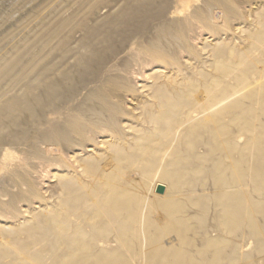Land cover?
Instances as JSON below:
<instances>
[{
    "label": "bare ground",
    "instance_id": "bare-ground-1",
    "mask_svg": "<svg viewBox=\"0 0 264 264\" xmlns=\"http://www.w3.org/2000/svg\"><path fill=\"white\" fill-rule=\"evenodd\" d=\"M23 1L27 5L30 0ZM59 1L43 0L35 22L17 27L23 33L17 42L15 36L3 37L11 45L6 58L0 57V177L16 178L28 187L23 185L26 190L11 199L2 195L9 202L0 205L15 211L21 198L38 201L20 207L22 218L16 215L14 220L19 224L7 226L0 220V234L9 238L0 243V264H264V8L253 29L244 31L247 51L228 42L222 31L219 37L212 34L213 43L206 41L198 52L200 38L188 34L192 23L197 20L213 32L226 30L238 13L232 0H204L183 20H175L182 7L198 0ZM9 2L11 14L0 16V29L21 6L18 0ZM151 16L163 21L145 46L135 33L145 36L139 22ZM78 31L80 37L75 36ZM55 53L79 54L71 62L74 72L64 80L50 79ZM186 54L209 59L187 72L188 63L181 61ZM146 71L150 82L144 80ZM90 76L114 78L132 97L131 105L143 100L147 127H138L130 139L124 129L133 127L120 121L125 109L116 105L118 99L95 105L88 109L92 123L110 129L118 142L103 140V152L92 146L75 153L66 169L53 165L56 173H51V163L47 168L32 165L44 153L35 139L27 142L21 127L24 114L43 117L45 107L59 99L72 108L90 92L85 85ZM51 114L35 132L46 142L69 144L66 127L83 135L89 124L80 114ZM108 159L111 168L104 166ZM128 167H136L139 181L125 178ZM160 184L166 187L162 195L156 193ZM49 191L46 203L44 193Z\"/></svg>",
    "mask_w": 264,
    "mask_h": 264
},
{
    "label": "rangeland",
    "instance_id": "rangeland-1",
    "mask_svg": "<svg viewBox=\"0 0 264 264\" xmlns=\"http://www.w3.org/2000/svg\"><path fill=\"white\" fill-rule=\"evenodd\" d=\"M10 0H0V16L2 15V14H11V12H10V10H11V6H10V2H9ZM19 2H21V6L19 7V9H18V11H16L15 12V14H13V16L11 17V19H10V21L9 22H7L5 25H3V27L0 29V57H2V58H4L5 57V55L7 54L6 53V51H7V49L9 48V46L11 45V43H8V42H6V39H4L5 37H7L8 35H10L11 37L12 36H15V38L16 39H14V41L15 42H17L18 40H20L21 39V37H22V35H23V33L22 34H19L20 32H19V30L17 29V27H19V25L21 24H27L29 21H34L35 22V17L37 16V13H38V11H40L43 7H44V5H43V0H39V1H34V0H30L29 2H26L27 3V5L26 4H24L25 2L23 1V0H18ZM54 0H50V3L51 2H53ZM55 1H59V0H55ZM60 1H64V0H60ZM59 1V2H60ZM122 1H124V4H126L127 3V0H121V3H122ZM235 1V2H234ZM244 1V2H243ZM252 0H232V2H233V4L234 5H236V7L238 8V15L239 16H237V14L235 15V16H233L230 20H229V25H227L228 27L226 28V30H222V29H220V30H215L214 32L213 31H210L208 28H206L205 26H203V24L202 23H200V22H197V20L196 21H194V23H192V25L193 26H191V28L193 29V31H191L192 29L191 28H189L190 29V31L188 32V34L190 35V36H192L193 38L194 37H198V38H200V40H199V42H198V44H197V50H198V52H201L202 51V49L201 48H203V44L207 41L208 43H213V40L215 39L213 36H212V34L213 35H217V37H219L220 35H223V32L222 31H224V33H225V31L227 32L226 34V36H222V37H224L228 42H230L231 44H233L236 48H238L239 49V47H240V50H242V51H247V49L249 48V42L245 39V37H246V33L244 32V31H246V30H248V29H250L251 27V29H253V27H254V23L256 24V21H258V19H259V15H260V13H262V9L264 8V4H262L261 5V3H264V0H253L252 2H251ZM255 1V2H254ZM110 2H111V0H110ZM245 3V5L244 4H240L239 5V3ZM42 3V4H41ZM64 3V2H63ZM203 3H204V0H198V1H192V4H191V7L190 8H185V7H182L184 10L183 11H181L177 16H176V19L175 20H183V19H185L188 15H189V13L191 12H193L194 11V9L195 8H198V7H201V6H203ZM252 5H251V4ZM65 4V3H64ZM174 5V4H173ZM172 5V6H173ZM243 5V6H242ZM257 5V6H256ZM105 5H103L102 7H101V9H103V7H104ZM251 6V7H250ZM240 7V8H239ZM246 7V8H245ZM250 7V8H249ZM257 7H258V10H257ZM68 8V10L71 8L70 6H68L67 7ZM67 8L65 9V10H67ZM242 8L244 9V10H242ZM260 8V9H259ZM240 9V10H239ZM247 9L249 10L248 12H247ZM250 9H252V10H250ZM246 10V11H245ZM253 10H255V11H253ZM261 10V11H260ZM217 11V12H216ZM240 11V12H239ZM244 11V13H242ZM256 11H258V12H256ZM215 12L217 13V15L218 14H221V12H222V10L221 9H216L215 10ZM246 12V13H245ZM242 13V14H241ZM251 13V14H250ZM248 14V15H247ZM253 14V15H252ZM243 16V18H242V16ZM252 15V16H251ZM219 16V15H218ZM221 16H222V14H221ZM241 16V17H240ZM254 16V17H253ZM245 17V18H244ZM153 18V19H152ZM242 18V19H241ZM246 18H248V20H249V22L247 21V19ZM251 20H250V19ZM258 18V19H257ZM156 19H159V20H157L156 22H155V20ZM253 19V20H252ZM3 20V19H2ZM163 21V19L161 18V16H155V17H149V18H147L146 20H143V22H139V23H141V24H143L145 27H144V33H146L145 34V36L144 37H142L141 36V34H137V33H135V37L136 38H139V40L141 41V43L143 44V45H145L146 46V44L151 40V39H155V37H156V35H157V31H156V28H157V26L159 25V24H161V22ZM235 20V21H234ZM219 23H220V25H222L223 24V22H221V20H217ZM252 21V22H251ZM158 22V23H157ZM157 24V25H156ZM249 24V25H248ZM252 24V25H251ZM148 25V26H147ZM199 25V26H198ZM250 26V27H249ZM196 27H198V28H196ZM200 27V28H199ZM240 27V28H239ZM249 27V28H248ZM237 28H239L238 30H237ZM154 29V30H153ZM17 30H18V33H17ZM203 33H202V32ZM217 31V32H216ZM234 32V33H233ZM242 32V33H241ZM6 34V35H5ZM81 31H78V32H76L75 33V36H77V37H80L81 36ZM200 34L202 35V37L200 36ZM243 34V35H242ZM140 35V36H139ZM200 36V37H199ZM4 37V38H3ZM211 37V38H210ZM214 38V39H213ZM241 38V39H240ZM213 39V40H212ZM231 39V40H230ZM240 39V40H239ZM10 40H12V38H9V41ZM230 40V41H229ZM234 41V42H233ZM243 42V43H242ZM246 42H248L247 43V45H244V44H246ZM240 43H242V44H240ZM238 47H237V46ZM247 46V47H246ZM252 52V51H251ZM257 53H259V52H256L255 54H257ZM55 54H56V56H55ZM55 54H53L52 55V57L50 58V79L51 80H54V79H56V81H60V80H64L63 79V76L65 75V74H67V73H70V74H72L73 72H74V67H70V66H72L71 64L72 63H74V61H75V58H76V56L77 55H79L78 53H70V54H67L65 57H63L62 56V53H55ZM60 54V55H59ZM185 56H187V57H185ZM184 56V58H182V60L181 61H183L182 63L183 64H186V63H188V69L186 68V70H187V72H189V71H194L195 69H198V67H201L202 66V64H201V62H205V61H208V59H209V57H207V55H203V56H201V57H197L196 55H192V54H189V55H185ZM206 57V58H205ZM6 58V57H5ZM188 58V59H187ZM200 58V59H199ZM205 60H204V59ZM74 59V60H73ZM192 59V60H191ZM61 61V62H60ZM70 61V62H69ZM186 61V62H185ZM72 62V63H71ZM200 64V65H199ZM189 65L191 66V67H189ZM52 66V67H51ZM63 66V67H62ZM67 66V67H66ZM192 67H193V69H192ZM63 68V69H62ZM139 69H140V66H139ZM142 69V68H141ZM57 70V71H56ZM73 70V71H72ZM54 71V72H53ZM61 71V72H60ZM142 71H144V69L142 70ZM56 72V73H55ZM66 72V73H65ZM53 73V74H52ZM148 73H150V72H148V71H146V76L148 77H146V79L144 78V80H146V81H149L150 82V78H149V74ZM166 73H167V75L168 76H170V77H175L177 74H176V72H168V71H166ZM191 73V72H190ZM60 74H62V75H60ZM148 74V75H147ZM171 74V75H170ZM54 75V76H53ZM57 78H56V77ZM36 77H34L33 78V80L35 79ZM37 78H38V76H37ZM61 78V79H60ZM178 79H181L182 77L181 76H179V77H177ZM58 79V80H57ZM89 79V80H88ZM87 81H85V85L87 86L88 85V88L90 89V92H87L82 98H80L79 100H77L76 101V104H75V106H73L72 108H70V109H68L67 107L70 105L69 103H67V101L66 100H61V99H59V100H57L56 102H55V104L56 105H54V103L53 104H51L50 103V105L51 106H46L45 107V110H44V114L42 115L43 117H32V116H29L27 113H25L24 115H26V116H23V119H22V129H25L26 131H27V142H30V141H28V140H31V141H33L34 139H35V141L36 142H38L40 145H41V151H42V153H44L43 154V156L41 155L40 156V159L38 158V159H36L35 160V162H37L36 164H32V165H41L43 168L45 167V168H47V166H49L50 165V163H51V165H50V170H51V173H56L57 172V170L56 169H66V167L68 166V164H70L71 162H73V161H75L74 159H75V153L78 155L79 153H81L82 151H85V150H87L88 149V147H92V146H96L97 147V151L98 152H103V151H105V149L106 148H104V146L106 147V145H105V141H112V142H118V141H116V140H118L119 139V137L117 138V139H113L111 136V134H113L112 133V131L110 130V129H108L107 127H105L104 126V128H102L103 126H101V125H95V124H93L92 122L94 121L93 119L94 118H92L93 116H91V114H89L88 113V109L90 108V107H94L95 105L96 106H99V105H101V104H103V103H106L107 102V104H115V99H118L117 101H116V103H118V102H120V103H118V104H116V105H118V106H120L121 107V109L122 108H124L125 109V113L123 114V116H122V114H121V116H120V121L123 123V125L125 124H127L128 125V123H130V125H128V126H131L132 125V127L133 128H125L124 130H126V132H129V133H127V135L129 136V138L131 139V137H133V135L135 136V133L137 134V131L138 130H142V128L144 127V129L147 127V125H146V122H145V116H144V114H143V103H145V102H143L142 103V101H140V103L138 104V105H131V103L129 102V101H131V99H132V97L130 98V96H127L126 95V93H125V90H122V88H118L119 87V85L117 84V81L116 80H114V78H111V77H94L93 78V76H90V77H88L87 79H86ZM55 81V80H54ZM90 81V82H89ZM107 81V82H106ZM110 81V82H109ZM113 81V82H112ZM65 82H66V84H70L71 83V80L70 79H65ZM104 82V83H103ZM110 85H109V84ZM145 83V82H144ZM98 84V85H97ZM100 84V85H99ZM105 84H107V85H105ZM112 84V85H111ZM104 85V86H103ZM117 86V87H113V86ZM93 86V87H92ZM109 86V87H108ZM113 87L112 89L114 90V91H116V92H119V90H120V92L119 93H121V94H119V93H116L115 92V95H114V91L111 89V87ZM84 87V86H83ZM100 87V88H99ZM101 87H103V88H101ZM81 89V88H80ZM107 89V90H106ZM111 89L112 91L110 92L109 90ZM100 90V91H99ZM106 90V91H105ZM99 91V92H98ZM83 92H85V91H83ZM100 92H101V94H100ZM106 92H109V93H107L108 94V97L106 96L107 94H106ZM201 91H199V94H197V96L199 95H201V93H200ZM97 93V94H96ZM111 93V94H110ZM123 93V94H122ZM105 94V95H104ZM95 95H97V96H95ZM115 97H114V96ZM118 95H120V96H118ZM122 95V96H121ZM124 95V96H123ZM95 96V97H94ZM104 96H106V98L104 97ZM111 96V97H110ZM117 96V97H116ZM126 96V97H125ZM97 97V98H96ZM114 97V98H113ZM123 97H124V99H125V102H123L124 101V99H123ZM89 98V99H88ZM96 98V99H95ZM99 98H101V100L99 99ZM103 98H105L104 100H103ZM108 98V99H107ZM110 98V99H109ZM112 98V99H111ZM121 98H122V100H121ZM93 99V100H92ZM100 101H99V100ZM119 99H120V101H119ZM81 100V101H80ZM97 100V101H96ZM110 100V101H109ZM112 100V101H111ZM80 101V102H79ZM95 101H96V103H95ZM101 101H102V103H101ZM104 101V102H103ZM123 103H125V104H122V102ZM85 102V103H84ZM87 102H89V103H87ZM111 102V103H110ZM114 102V103H113ZM138 101H136L134 104H136ZM91 103V104H90ZM94 103V104H93ZM63 104V105H62ZM91 105V106H89V105ZM57 105H59V107L57 106ZM84 105V106H83ZM87 105V106H86ZM123 107H122V106ZM129 105H131V106H129ZM53 106V107H52ZM95 106V107H96ZM138 106V107H137ZM56 107V108H55ZM129 107V109L127 110L126 108H128ZM133 107V108H132ZM51 108V109H50ZM53 108V109H52ZM66 109V110H65ZM50 110V111H49ZM68 110V111H67ZM73 110H76V112L75 111H73ZM87 110V111H86ZM126 110H127V112H126ZM45 111H47V112H45ZM52 111H54V112H52ZM134 112V113H133ZM45 113H49V114H51L50 116H54V117H61V118H64V117H66L67 115H68V113H70V114H77L78 116H79V114H80V117L83 119H85L86 120V124L87 123H89V124H87V127H86V130H85V132H84V136L83 135H80V134H78V133H76L75 131H73V130H71V128L70 127H66V132H67V135L69 136V138H70V146H69V144H67V143H65L64 141H56V144H55V141H49V140H47V142H46V140L40 135L39 136V134H37V133H35L37 130H38V128H40V127H42L43 126V124H44V118H45V116H48L49 114H46L45 115ZM86 113V114H85ZM88 113V114H87ZM129 113H131L130 114V116H128L129 115ZM137 113V114H136ZM60 114V115H59ZM56 115V116H55ZM84 115H86V116H84ZM126 115H127V117H126ZM134 115H135V117H137L136 119H134ZM29 116V117H28ZM83 116V117H82ZM140 116H142V117H140ZM26 117H28V120H26L25 118ZM132 117V118H131ZM92 118V119H91ZM87 119H88V121H87ZM127 119V120H126ZM132 120V121H131ZM136 120V121H135ZM142 120H143V122H142ZM25 121V122H24ZM33 121H34V123H38V126L37 125H35L34 123H33ZM42 121H43V123H42ZM130 121V122H129ZM138 121L140 122V124L138 123ZM24 122V123H23ZM30 123V125H28ZM34 124V125H33ZM39 124H42V125H39ZM142 124V125H141ZM90 125V126H89ZM92 125V126H91ZM145 125V126H144ZM142 126V127H141ZM37 127V128H36ZM96 127V128H95ZM100 127V128H99ZM139 127V129L138 130H136L137 128ZM141 127V128H140ZM101 128L102 129H104V130H101ZM36 129V130H35ZM100 129V130H99ZM134 129V130H133ZM91 130V131H90ZM96 132H95V131ZM129 130V131H128ZM131 130H132V132H131ZM90 131V132H89ZM94 131V132H93ZM104 131V132H103ZM74 132V133H73ZM92 132V133H91ZM125 131H124V134H123V138H124V135H126L125 133H126ZM134 132V133H133ZM96 133H98V134H96ZM102 133V134H101ZM103 133H105V134H103ZM109 133V134H108ZM132 133V134H131ZM30 134V135H29ZM92 135V137H89V136H87V135ZM131 134V135H130ZM99 135V136H98ZM102 135V136H101ZM78 136V137H77ZM86 136V137H85ZM113 136H115V134H113ZM39 137L41 138V139H39ZM30 138V139H29ZM33 138V139H32ZM42 138L44 139V140H42ZM73 138H75L74 139V141H73ZM91 138V139H90ZM95 138H96V140H95ZM99 138V139H98ZM39 139V140H38ZM78 139V140H77ZM90 139V140H89ZM93 139V140H92ZM103 140H105V141H103ZM76 141V142H75ZM122 141V140H121ZM49 142V143H48ZM62 144H61V143ZM90 142V143H89ZM102 142V143H101ZM47 143V144H46ZM78 143V144H77ZM80 143V144H79ZM89 145H88V144ZM119 143H121L120 142V140H119ZM44 146H43V145ZM46 144V145H45ZM51 144V145H50ZM66 146H65V145ZM88 146H87V145ZM48 145H50V146H48ZM56 145V146H55ZM68 145V146H67ZM73 145V146H72ZM99 145V146H98ZM52 146V147H51ZM74 146H76V148L74 147ZM87 148H86V147ZM102 146V147H101ZM6 147H9V146H6ZM44 147V148H43ZM47 147V148H46ZM54 147H55V149H54ZM57 147V148H56ZM64 147V148H63ZM77 147H79V148H77ZM100 147V148H99ZM4 148V147H3ZM12 148V150H14V151H16L18 154H20L21 152H20V150L18 149V148H15V147H11ZM70 149V150H68V149ZM83 148V149H82ZM102 148H104V149H102ZM46 149V150H45ZM58 149V150H57ZM64 152H63V151ZM75 150V151H74ZM50 152V153H49ZM54 152V153H53ZM67 152V153H66ZM48 153V154H47ZM52 153V154H51ZM61 153V154H60ZM65 153V154H64ZM72 153H74V154H72ZM63 154V155H62ZM47 155H49V156H47ZM59 157H58V156ZM62 155V156H61ZM66 155V156H65ZM72 155H74V156H72ZM55 156V157H54ZM61 157V158H60ZM67 157V158H66ZM72 157V158H71ZM46 158V159H45ZM59 158V159H58ZM68 158H70L71 160L73 159V161H71L70 159H68ZM42 159V160H41ZM46 161H45V160ZM62 159V160H61ZM55 160V162H51V161H54ZM61 160V161H60ZM64 160V161H63ZM70 160V161H69ZM41 161V162H40ZM49 161V162H48ZM58 161V162H57ZM38 162H40V163H38ZM69 162V163H68ZM46 163H47V165H46ZM52 163H54V164H52ZM111 163H113V161L111 160V159H108L107 160V163L106 164H104V166L106 167V168H111L112 167V165H111ZM49 164V165H48ZM57 164H58V166H57ZM30 165V164H29ZM38 166V168H40L41 166ZM55 166V168H54V166ZM66 165V166H65ZM31 166V165H30ZM36 166V167H37ZM51 166H52V168H51ZM48 168V169H49ZM132 168V169H131ZM135 168V169H134ZM128 169V170H127ZM127 169H125V178L127 179V180H131V181H139L140 180V177H139V172H138V170L136 169V167H128ZM130 169V170H129ZM45 173H47V172H45ZM1 174H2V172L0 173V176H1ZM48 175L50 174V173H47ZM3 175V174H2ZM1 177H3V176H1ZM0 177V190H3V191H1L0 192V202H3L4 204L5 203H7V202H9V200H6V198H4V197H7V199H8V197L10 196V197H12V195H13V193H15V194H20V192L21 191H25L26 190V188L28 187L27 185H26V182H25V184L22 182V181H19V180H17L16 178L15 179H13V180H11V179H7V180H2L3 178H1ZM49 177H50V175H49ZM49 177H46L47 179H50ZM15 180V186H14V184L11 182V181H14ZM17 180V181H16ZM5 182V183H4ZM8 182H11L10 184L8 183ZM18 182V183H17ZM23 184H22V183ZM7 183V184H6ZM28 183H31V184H33L34 182H28ZM47 183L49 184L48 185V190L50 189V181L49 180H47ZM10 186H9V185ZM53 184V183H52ZM5 187H4V186ZM23 185H25L26 186V188H25V186H23ZM2 186V187H1ZM6 186H7V188H6ZM15 188H14V187ZM19 189V187H20V191L19 190H17V192H16V190L14 191V189H17V188ZM2 188V189H1ZM4 188V189H3ZM9 188H11L10 190H9ZM14 188V189H13ZM23 188V189H22ZM7 189L9 190V191H7ZM5 190H6V192H5ZM55 190V189H54ZM196 190L197 191H199V190H201V187H197L196 188ZM11 191V192H10ZM5 192V193H4ZM19 192V193H18ZM4 193V194H3ZM7 193V194H6ZM11 193V194H10ZM8 194H10V195H8ZM47 194V195H46ZM50 194V191H49V193H44V196L46 195V197H45V199H46V201H44V202H49L50 200H48L49 198H50V196H48ZM4 197H3V196ZM8 195V196H7ZM9 197V198H10ZM4 198V199H3ZM2 199V200H1ZM11 199V198H10ZM48 200V201H47ZM52 200V199H51ZM7 201V202H6ZM35 201H38V200H33L32 198H21V199H19L18 200V203H16V205H15V211H13L14 209V207L13 208H9V207H7L6 205H3V204H1L0 206V210L3 212V213H1V211H0V220L2 221V222H4L3 224L4 225H9V226H15V225H17V224H19L20 223V221H16V222H14V220H16L15 218H16V215H17V217H21V215H22V209L20 208L21 206H23V205H25L24 203H26V205H28V206H34V205H36L35 204ZM31 202V203H30ZM20 203V204H19ZM50 203V202H49ZM34 204V205H33ZM44 205H45V203H44ZM3 207V208H2ZM19 207V208H18ZM8 208V209H7ZM19 210H18V209ZM24 208H26V207H24ZM23 208V209H24ZM5 209V210H4ZM10 209V210H9ZM13 209V210H12ZM33 210V209H32ZM21 212V213H20ZM7 214V215H6ZM9 216V217H8ZM22 218V217H21ZM10 219H11V221H10ZM20 220V219H19ZM8 221V223H6ZM24 220L23 219H21V222H23ZM11 222V223H10ZM13 223V224H12ZM15 223V224H14ZM211 218H210V216H209V218H208V225L209 226H211ZM208 229H211V227H208ZM1 235V234H0ZM2 236V235H1ZM1 239H0V243H2L3 241L5 242V243H7L8 241H9V238H4L3 236L2 237H0ZM250 243H252V248H254V242H253V240H250Z\"/></svg>",
    "mask_w": 264,
    "mask_h": 264
},
{
    "label": "water",
    "instance_id": "water-1",
    "mask_svg": "<svg viewBox=\"0 0 264 264\" xmlns=\"http://www.w3.org/2000/svg\"><path fill=\"white\" fill-rule=\"evenodd\" d=\"M165 191H166V187L164 186V185H158L157 186V188H156V193L157 194H160V195H162V194H164L165 193Z\"/></svg>",
    "mask_w": 264,
    "mask_h": 264
}]
</instances>
